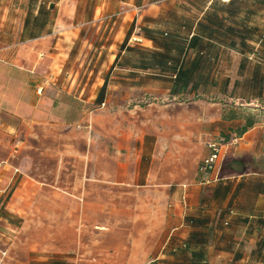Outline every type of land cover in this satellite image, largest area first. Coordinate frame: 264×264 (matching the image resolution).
Instances as JSON below:
<instances>
[{
	"label": "crops",
	"instance_id": "crops-1",
	"mask_svg": "<svg viewBox=\"0 0 264 264\" xmlns=\"http://www.w3.org/2000/svg\"><path fill=\"white\" fill-rule=\"evenodd\" d=\"M166 1L189 6L178 33L109 56L108 110L116 96L151 113L115 137L63 69L96 21L157 30ZM219 2L0 0V264H264V32ZM212 139L222 154L202 182Z\"/></svg>",
	"mask_w": 264,
	"mask_h": 264
},
{
	"label": "rangeland",
	"instance_id": "rangeland-1",
	"mask_svg": "<svg viewBox=\"0 0 264 264\" xmlns=\"http://www.w3.org/2000/svg\"><path fill=\"white\" fill-rule=\"evenodd\" d=\"M222 2L224 4H217L218 6H215V10H221L223 7L229 6L236 7L239 10L249 8L251 10V35L258 37L264 32V0H220L219 3ZM188 7L189 6L187 5H185V7L177 4L174 5L173 2L166 1L162 6L164 10L161 16L147 19L148 21L150 19L149 22H155L159 25L156 28L157 30L153 31L141 26L142 21H137L136 16L113 15L108 18L109 20L107 19V22L109 21V25L105 30L103 27L100 29L97 28L98 21H96V24L91 26L89 30L81 31L79 33V37L75 42L79 43V59L76 60L75 64L72 62L65 64L63 71L70 70L72 67L77 70L78 75L76 77L75 87H79L81 110H83L84 107V111L89 113L87 116H90L91 114L93 118H96L100 122L109 119L110 115V119L112 121V131L115 137H118V122L121 119H126L132 129L136 130L134 129L136 121L144 120L145 117H143V115L145 113H151L142 110L139 107H134V104L137 103L135 100L130 101L127 105H125V103L123 101H119L116 96L112 97V101L110 103L112 107L109 108V110L107 104L101 106V104L97 105L95 103V95L101 87L105 75L107 74V77L111 75V81L118 80V78H115L118 76V70H112L116 62L114 61L112 64L109 63V56L111 54L120 55V52L123 49L121 45L125 42L128 47H133L134 50L131 51L130 54H126V51L123 58L126 57L125 55H128L127 57H130L129 55H131L133 59H135L134 57L137 53L135 48L136 46L141 45V42L137 37L140 32H144L145 35L153 37L158 43H166L172 38V35L178 33L175 31V24L181 25L184 23L183 20H188L190 17L176 14L175 11H180L179 13H181V11L184 10L183 8L186 10ZM146 25H148V23ZM103 45L105 46L102 47ZM120 62L121 61H118L117 64ZM110 83L113 84L112 82ZM207 99L209 101H217L222 99V96H219L218 94L215 95L213 93L209 95ZM227 105L230 106L231 102L228 101ZM104 109L109 111V114L104 115ZM162 116V120L164 121H162L163 123L160 124V126H168L169 124L166 122L168 121L167 113H163ZM191 163L192 160L187 161L188 166H190Z\"/></svg>",
	"mask_w": 264,
	"mask_h": 264
},
{
	"label": "built area",
	"instance_id": "built-area-1",
	"mask_svg": "<svg viewBox=\"0 0 264 264\" xmlns=\"http://www.w3.org/2000/svg\"><path fill=\"white\" fill-rule=\"evenodd\" d=\"M104 105L105 102H102L101 106ZM207 146L209 148V154L197 166V173L202 182L208 180L207 174L215 167L222 154V142L220 140L212 139L207 143Z\"/></svg>",
	"mask_w": 264,
	"mask_h": 264
},
{
	"label": "trees",
	"instance_id": "trees-1",
	"mask_svg": "<svg viewBox=\"0 0 264 264\" xmlns=\"http://www.w3.org/2000/svg\"><path fill=\"white\" fill-rule=\"evenodd\" d=\"M211 21L214 22V23H217V22H218V18H217L216 16H213V18L211 17ZM228 30H229V31H232L233 29H232L231 27H228ZM251 38H253L252 35H251ZM195 39H196L195 36H192L191 39H190V43H193ZM261 40H262L261 42H263V39H261ZM121 46H122L123 49H124V48L126 47V43L124 42ZM117 57H118V55H117ZM116 59H117V58H116ZM115 61H116V60H115ZM106 87H107V79H104V82H103V84L101 85V87H100V89H99V92H98V94H97V96H96V98H95V103H96L97 105H100V104L103 102ZM243 130H244V129H243Z\"/></svg>",
	"mask_w": 264,
	"mask_h": 264
}]
</instances>
